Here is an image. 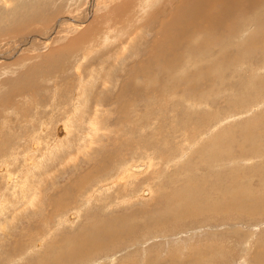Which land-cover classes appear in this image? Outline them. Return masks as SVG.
I'll return each instance as SVG.
<instances>
[{
    "label": "rangeland",
    "instance_id": "374dc122",
    "mask_svg": "<svg viewBox=\"0 0 264 264\" xmlns=\"http://www.w3.org/2000/svg\"><path fill=\"white\" fill-rule=\"evenodd\" d=\"M175 2L0 0V264H264V19L121 90Z\"/></svg>",
    "mask_w": 264,
    "mask_h": 264
},
{
    "label": "bare ground",
    "instance_id": "6f19581e",
    "mask_svg": "<svg viewBox=\"0 0 264 264\" xmlns=\"http://www.w3.org/2000/svg\"><path fill=\"white\" fill-rule=\"evenodd\" d=\"M167 4V3H166ZM165 5L166 8H168ZM168 5V4H167ZM174 7V12L169 13L168 17L166 19H159L160 22V26L158 28V39L156 41H154V43L152 44V46L149 48L148 50V55L146 57L145 60H143L142 62H140L137 66V68L134 70V74L136 76H141L142 80H143V84L141 85H137L135 84L136 78L134 77V81L132 82L131 79H129L127 81L126 84H123L121 87V90H124V94L126 99L130 102L131 100H135L140 93L149 96L151 94H155L157 92V90L159 89L160 86H167L169 88L171 87H183V89H187L188 87H190V90L194 91V84H190V83H185L187 80L185 79V77L181 74V73H176L175 70H173L174 68L178 69L182 66H184L185 64L187 65V61L188 58L195 52H201L203 49L208 48L209 46H213V45H217L220 41V39L216 36H219L221 34L223 35H233L236 34L237 32H239L242 29H239L242 27H244V23H247L246 21L252 17L254 18H258L263 20L264 19V0H178V3H174V5H172ZM25 8V7H24ZM23 8V9H24ZM158 8V7H157ZM32 9V8H31ZM30 10V9H29ZM33 10V9H32ZM31 10V11H32ZM23 11V10H22ZM149 11V10H148ZM164 11V7H161L159 9V11L157 12V14L160 13V15H162ZM30 12V11H29ZM29 12H26L29 13ZM165 12V11H164ZM169 12V11H168ZM167 13V12H166ZM32 14H30L31 16ZM155 15V14H154ZM166 15V14H165ZM34 18V17H33ZM150 18V17H149ZM148 18V19H149ZM21 19V18H20ZM20 19L18 21H20ZM129 19V17H128ZM154 20V18H151ZM252 20V19H251ZM250 20V21H251ZM256 20V19H254ZM15 21V19H14ZM13 21V22H14ZM17 21V18H16ZM249 22V21H248ZM258 22V21H257ZM256 22V24H257ZM10 23V22H9ZM255 23V22H254ZM9 25V24H8ZM14 25V23H13ZM12 26V25H11ZM16 26V24H15ZM249 26V25H248ZM253 26V25H252ZM262 26V22H260V25L258 28H260ZM7 27V26H6ZM149 27V26H148ZM147 27V28H148ZM164 27H168V29H164ZM11 29V28H10ZM149 29V28H148ZM248 29V27H247ZM245 30V29H244ZM34 31V30H33ZM246 31V30H245ZM249 31V30H248ZM244 32V31H243ZM252 32V31H251ZM255 32V31H254ZM264 33V29L262 27V31ZM257 33V32H255ZM47 34H49L47 32ZM254 34V33H252ZM30 35V33H29ZM156 35V34H155ZM244 36V33L242 34ZM242 35L239 34V37L241 36V38L243 37ZM246 35V34H245ZM248 35V34H247ZM255 35V34H254ZM45 36V35H44ZM264 36V35H263ZM47 37V36H46ZM255 37H258L255 36ZM253 37V38H255ZM237 38V37H236ZM247 38V36H246ZM249 38V37H248ZM31 38L28 37L26 40L23 39L22 41H25L24 43L21 42L22 45L24 44H30L32 42V40H30ZM209 39V40H208ZM232 39V38H231ZM235 39H233L234 41ZM248 39H245V41ZM258 40V39H257ZM207 41V42H206ZM232 41V42H233ZM237 41V40H236ZM245 41L243 40V42L245 43ZM256 41V39H255ZM254 41V43H255ZM19 42V45H21ZM79 42V41H78ZM221 42V41H220ZM230 42V41H229ZM228 42V43H229ZM242 42V43H243ZM15 43V42H14ZM223 43V42H222ZM234 43V42H233ZM232 43V44H233ZM226 44V43H225ZM230 44V43H229ZM235 44V43H234ZM18 45V46H19ZM222 45V44H221ZM258 45H259V41H258ZM260 45L264 46V43H260ZM223 46V45H222ZM226 46H228L226 44ZM230 46V45H229ZM232 46V45H231ZM237 46V45H236ZM241 46V45H240ZM255 46V45H254ZM20 47V46H19ZM258 47V46H256ZM216 48V47H215ZM223 48V47H222ZM234 48V47H233ZM238 48V47H237ZM216 49H214L215 51ZM262 50V49H261ZM264 50V49H263ZM262 50V51H263ZM76 51V50H75ZM213 51V52H214ZM217 51V50H216ZM259 51V50H257ZM218 53V52H217ZM264 53V52H263ZM212 54V53H211ZM219 54V53H218ZM262 54V53H261ZM205 55V54H204ZM53 56V55H52ZM213 56V55H211ZM215 56V55H214ZM213 56V57H214ZM218 56V55H217ZM221 56V54H220ZM48 57V56H45ZM216 58V57H215ZM238 58V57H237ZM236 58V59H237ZM209 59H212V57ZM48 61V59H46ZM53 57H52V59ZM58 60V59H57ZM203 60V58H202ZM213 60V59H212ZM260 60V59H259ZM56 61V59H55ZM54 61V63H55ZM201 61V59H200ZM209 61V60H208ZM257 61V60H256ZM50 62V61H49ZM193 61H191L192 63ZM203 62V61H202ZM205 62V61H204ZM58 63V62H57ZM199 60H198V64H199ZM210 63V62H209ZM250 63V62H249ZM52 64V63H51ZM197 64V63H196ZM195 64V65H196ZM203 64V63H201ZM205 64V63H204ZM240 64V63H239ZM243 64V63H242ZM263 64V63H262ZM53 65V64H52ZM58 65V64H57ZM137 65V64H136ZM193 66V64H191ZM190 65V66H191ZM244 65V64H243ZM252 65V64H251ZM189 66V67H190ZM205 66V65H204ZM62 67V66H61ZM188 67V68H189ZM54 68V67H53ZM183 68V67H182ZM47 69V68H46ZM56 69V68H55ZM187 69V68H185ZM255 69V68H253ZM186 71V70H185ZM191 71V70H190ZM54 72V69H53ZM157 72H162L163 74L165 73L164 78L162 77H158L157 76ZM46 73V72H45ZM189 73V72H188ZM132 75V74H131ZM247 75V74H246ZM195 76V75H193ZM220 76V75H219ZM218 76V77H219ZM250 76V75H249ZM129 77V75H128ZM202 77V76H201ZM248 77V75H247ZM197 78V77H196ZM200 78V77H199ZM204 78V77H203ZM212 78V77H211ZM216 78V77H215ZM205 79V78H204ZM191 80V79H190ZM194 80V79H192ZM126 81V80H125ZM202 81V80H201ZM206 81V80H205ZM204 81V82H205ZM226 81V78H225ZM259 81V80H258ZM257 81V82H258ZM194 82L197 83V80L195 79ZM243 82V81H242ZM254 82V81H253ZM256 82V84H257ZM142 83V82H141ZM260 83V82H259ZM200 84V83H199ZM254 84V85H256ZM126 86V87H125ZM16 88V87H15ZM17 89V88H16ZM19 89V88H18ZM120 90V89H119ZM183 90V91H184ZM14 91V90H12ZM187 91V90H186ZM196 91V90H195ZM123 92V91H121ZM177 92V90H176ZM180 92H182L181 88H180ZM170 93V92H168ZM171 94V93H170ZM12 95V94H11ZM181 95V94H180ZM185 96V94H184ZM5 97V96H4ZM190 97V96H189ZM8 98V97H7ZM176 98V97H175ZM185 98V97H184ZM212 98V96H211ZM182 99V98H181ZM188 99V98H187ZM201 99V98H200ZM186 100V98H185ZM120 101V99H119ZM124 101V100H123ZM188 101V100H187ZM191 101V99H190ZM189 101V102H190ZM122 102V101H120ZM192 103V102H191ZM228 103V102H226ZM202 104V103H201ZM190 107V106H189ZM228 107V106H227ZM191 109V107H190ZM121 111V110H120ZM193 111V109H192ZM205 118V117H204ZM212 118V117H211ZM256 119V118H255ZM195 121V120H194ZM183 122V121H182ZM186 122V121H185ZM192 124V123H191ZM164 129V127H163ZM188 129V128H186ZM162 130V128H161ZM193 131V130H192ZM232 132V131H231ZM229 132V133H231ZM189 133V132H188ZM199 133V132H198ZM231 135V134H230ZM197 136V135H196ZM225 136V135H224ZM214 137V136H213ZM221 137V136H219ZM209 139V138H208ZM210 140V139H209ZM216 141V140H214ZM218 142V141H217ZM227 143V142H226ZM230 143V142H229ZM205 144V143H204ZM220 144V143H219ZM210 145V144H209ZM214 145V143H213ZM211 145V146H213ZM229 145V144H227ZM231 145V144H230ZM262 145V144H261ZM216 146V145H215ZM210 147V146H209ZM244 147V146H243ZM211 148V147H210ZM217 148V147H216ZM231 148V147H230ZM228 148V149H230ZM208 149V148H207ZM227 149V150H228ZM234 149L231 148L230 151ZM224 150V149H223ZM222 150V151H223ZM226 150V151H227ZM203 151V150H202ZM207 151V150H206ZM205 151V152H206ZM214 151V150H213ZM225 151V150H224ZM235 150H232V152H234ZM215 152V151H214ZM213 152V153H214ZM229 152V151H228ZM204 153V152H203ZM208 153V151H207ZM223 153V152H221ZM220 153V154H221ZM225 153V152H224ZM227 153V152H226ZM225 153V154H226ZM216 154V153H215ZM229 154V153H228ZM201 155V154H200ZM205 155V154H203ZM201 155V156H203ZM199 156V155H197ZM209 156V155H208ZM224 156V155H223ZM228 156V155H227ZM212 157L211 155L208 157L210 158ZM229 157V156H228ZM200 158V157H199ZM237 158V157H236ZM198 159V158H197ZM204 159V158H203ZM207 159V158H206ZM231 159V158H229ZM233 159V158H232ZM235 159V158H234ZM233 159V161H234ZM236 160H239L238 158ZM232 161V162H233ZM237 162V161H236ZM264 162V161H263ZM224 163V162H223ZM250 164V163H249ZM262 164V163H261ZM236 169V168H235ZM233 171V170H232ZM127 173L128 177H132L136 174H133L132 171L129 172V168H127ZM144 173V172H143ZM145 174V173H144ZM141 175V174H140ZM229 175V174H228ZM126 175H121L119 180L121 182L126 181V179L124 178ZM127 177V178H128ZM188 177V176H187ZM205 180V179H204ZM224 180V179H223ZM206 182V181H205ZM224 184V183H223ZM222 185V184H221ZM220 185V186H221ZM227 185V184H226ZM225 186V185H224ZM222 187V186H221ZM207 188V187H206ZM210 188V187H209ZM181 189V188H180ZM205 189V188H204ZM180 191V190H179ZM173 192V190H172ZM184 192V191H183ZM196 192V191H195ZM208 192V191H207ZM177 193V191H176ZM175 193V194H176ZM180 196H181V192ZM173 195V194H172ZM178 195V193L176 194ZM184 195V194H183ZM242 195V194H241ZM247 195V194H246ZM188 196V195H187ZM202 198H204L202 195H200ZM237 196V195H236ZM174 197V196H173ZM182 197V196H181ZM229 197V196H228ZM241 197V196H240ZM176 198V197H175ZM178 198V197H177ZM201 198V199H202ZM206 198H209L208 196ZM186 199V198H184ZM193 200V198H191ZM190 199V200H191ZM230 201H232L231 199L233 198H229ZM187 200V199H186ZM185 200V201H186ZM188 201V202H193V201ZM196 200V199H194ZM223 200V198H222ZM237 200V199H236ZM238 201V200H237ZM158 202V201H157ZM184 202V200H183ZM196 202V201H195ZM194 202V203H195ZM207 201H205L206 203ZM229 201H227L228 203ZM187 203V202H186ZM189 205H184V204H176V207L178 209H180L178 211V217L179 221L184 220L183 217H186L188 215L191 214V212L189 210L186 209H192V206ZM198 203V202H197ZM169 204V202H168ZM202 204V203H201ZM219 204V203H218ZM222 204V203H220ZM192 205V203H191ZM174 206V205H173ZM204 206V205H203ZM209 206V205H208ZM207 206V207H208ZM217 206V205H215ZM206 207V206H204ZM211 207V206H210ZM214 207V206H212ZM211 207V208H212ZM166 208V207H165ZM164 208V210H165ZM175 208V207H174ZM200 208V207H198ZM202 208V207H201ZM221 208V207H220ZM169 209V208H167ZM195 209V208H194ZM203 211L205 208H202ZM231 209H234L231 207ZM163 210V211H164ZM176 210V209H175ZM205 210H208L207 208ZM216 210V209H215ZM240 210L242 211H253L249 208H241ZM258 210V209H257ZM171 211V210H169ZM176 211V212H177ZM192 211L194 212V210L192 209ZM196 211V210H195ZM198 211V210H197ZM158 212V211H157ZM200 212V211H199ZM198 212V213H199ZM260 212V211H259ZM162 213V212H160ZM165 213V212H164ZM175 213V212H174ZM173 213V214H174ZM198 213L196 215H198ZM264 213V212H263ZM158 214V213H157ZM166 214V213H165ZM194 214V213H193ZM200 214V213H199ZM226 214V213H225ZM167 215V214H166ZM163 216V215H162ZM161 216V217H162ZM174 216V217H175ZM166 217V216H164ZM175 217V218H176ZM189 217V216H188ZM155 219V218H154ZM165 219V218H164ZM151 219H149L150 221ZM159 220V219H158ZM177 220V218H176ZM163 221V220H162ZM161 221V222H162ZM168 221V220H167ZM166 221V222H167ZM122 223V222H121ZM124 223V221H123ZM155 223V222H154ZM158 223V222H156ZM155 223V225H156ZM170 224V223H169ZM146 225V224H144ZM154 225V224H153ZM168 225V222H167ZM121 226V225H120ZM149 227V225H148ZM163 227V226H162ZM116 228V227H114ZM151 228V227H150ZM158 228V227H157ZM90 229V228H89ZM130 229V227H129ZM116 231V230H115ZM125 231V230H124ZM89 232V231H88ZM91 233V232H90ZM80 234V233H79ZM78 235V234H77ZM76 235V236H77ZM107 235L111 236L109 238H115L114 235H112L111 233H107ZM79 237V236H78ZM94 237V236H93ZM73 241V240H72ZM113 241V239L111 240ZM70 246V245H68ZM96 246V245H95ZM75 248V247H74ZM100 248V247H99ZM70 249V248H69ZM69 251V250H68ZM75 251V250H74ZM99 251V250H98ZM71 252V249H70ZM76 252V251H75ZM74 253V252H73ZM67 254V252H66ZM75 254V253H74ZM73 254V255H74ZM66 256V255H65ZM72 256V252L71 255ZM76 256V255H75ZM79 257V256H77ZM74 257V258H77ZM68 259V258H67ZM72 260V259H71ZM58 263V262H57Z\"/></svg>",
    "mask_w": 264,
    "mask_h": 264
}]
</instances>
